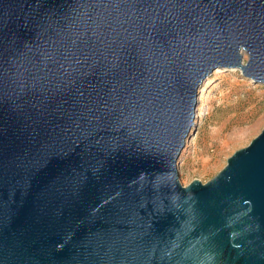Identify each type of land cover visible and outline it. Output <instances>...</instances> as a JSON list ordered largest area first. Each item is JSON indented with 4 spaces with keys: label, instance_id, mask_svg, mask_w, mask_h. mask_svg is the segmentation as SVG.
Here are the masks:
<instances>
[{
    "label": "water",
    "instance_id": "1",
    "mask_svg": "<svg viewBox=\"0 0 264 264\" xmlns=\"http://www.w3.org/2000/svg\"><path fill=\"white\" fill-rule=\"evenodd\" d=\"M216 68L264 84V0H0V264H264V128L179 180Z\"/></svg>",
    "mask_w": 264,
    "mask_h": 264
},
{
    "label": "rangeland",
    "instance_id": "2",
    "mask_svg": "<svg viewBox=\"0 0 264 264\" xmlns=\"http://www.w3.org/2000/svg\"><path fill=\"white\" fill-rule=\"evenodd\" d=\"M198 91L195 124L177 160L182 185L210 180L264 128V84L239 69H214Z\"/></svg>",
    "mask_w": 264,
    "mask_h": 264
}]
</instances>
